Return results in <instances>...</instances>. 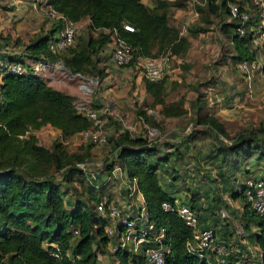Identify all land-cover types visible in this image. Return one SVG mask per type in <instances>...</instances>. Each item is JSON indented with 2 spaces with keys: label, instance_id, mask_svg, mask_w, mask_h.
Masks as SVG:
<instances>
[{
  "label": "trees",
  "instance_id": "trees-1",
  "mask_svg": "<svg viewBox=\"0 0 264 264\" xmlns=\"http://www.w3.org/2000/svg\"><path fill=\"white\" fill-rule=\"evenodd\" d=\"M228 1L234 0L205 1L207 10L220 13L217 37L226 40L227 47H232L230 57L233 62L254 59L258 52L250 47L249 40L256 30L257 18L252 13L244 22L227 18ZM47 2L73 21L88 19L85 33L79 32L75 44L70 47L71 43L67 53L61 56L63 66L71 73H90L92 68L91 73L97 78L106 75L98 51L108 40V34L101 28L115 29L129 44L132 57L128 64L164 50L173 59L183 55L188 48L186 36L179 35L176 25L168 23L162 4L148 8L141 0ZM173 4L178 5V2ZM51 23L48 32H37L24 43L22 54L7 57L24 63L25 72H4L0 77V264H97V255L103 254L109 243L117 245L111 250L114 264H145L143 249L158 246L159 243L150 236L159 230H162L161 244L167 248L163 264H208L204 256L191 250V227L175 210L161 207L162 201H172L173 196L162 187L157 175L158 163L162 158L167 160L165 155H156L158 142L123 130L110 138L109 153L101 159L104 174L110 177L109 172L115 164L129 181L134 180L135 194L140 195L144 207V224L152 223L148 241L133 250L130 246H118L117 233L121 227L118 226L112 236L105 233L106 217L94 210L95 202L103 197L104 185L89 181L85 170L76 165L90 160L92 143H82L78 150L68 152L61 141L53 140L50 146L38 141L33 131L45 124L57 128L62 138L89 126V121L75 106L73 96L47 84L23 60L22 55L35 60L42 56L51 61L61 53H53L47 48V41L58 26ZM123 23L131 25L132 30L124 29ZM238 26L242 28L241 34L236 30ZM261 49L264 51V46ZM260 70L264 72V56ZM143 83L145 92L152 97L149 106L158 105L157 112L161 117L178 116L187 111L183 96L175 102L164 100L163 75L157 80L143 77ZM204 99L195 96L190 103L193 110L191 123L201 125L211 136L219 162L235 166L252 157L264 163V122L247 124L229 134L216 116L200 111ZM136 114L145 123L158 127L155 119L143 109L137 108ZM200 131L201 128H193L184 138H192ZM215 136H219L220 141ZM83 179L89 184L86 198L79 195L81 190L76 184ZM67 189L75 195L69 204L62 197ZM184 199L195 209L192 197ZM108 202L106 198L105 204ZM244 209L254 215L245 201ZM260 222L263 224L261 219ZM256 237L264 263V230Z\"/></svg>",
  "mask_w": 264,
  "mask_h": 264
},
{
  "label": "crops",
  "instance_id": "crops-1",
  "mask_svg": "<svg viewBox=\"0 0 264 264\" xmlns=\"http://www.w3.org/2000/svg\"><path fill=\"white\" fill-rule=\"evenodd\" d=\"M32 1L0 0V60L10 55L18 56L22 54L24 43L32 35L37 32H48L51 29L52 23L34 10ZM177 14L178 16L181 15L179 11L175 15ZM78 22L87 25L88 19L85 17ZM170 25L174 26L175 22ZM204 32L198 33V30H195L193 33L186 31L184 34L188 41L186 52L171 59L163 74L164 100H177L179 96L174 98L175 94L186 88V92L193 98L198 96L207 99L202 104L200 111L204 108V112L212 113L225 127L227 121L238 119L243 110L238 108L236 110L240 113L233 112V114L223 104L226 105L230 102V99L236 98V93L243 94L245 97L253 96L257 92V84L264 82V72L260 70L264 51H260L258 55L260 58L259 67L252 72L249 78H246L239 73L237 68L226 70V64L221 63L219 65L221 61L217 63L210 62L211 57L214 56L213 52L217 50V45L214 44L217 41L212 29H205ZM230 51V53L233 52L231 46ZM22 57L29 65L35 60L25 55H22ZM193 61L199 64V70H204L206 67L208 69V66L213 67V75L206 76L207 73H205L202 80L201 77L196 78V75L190 73L192 72ZM234 63L237 67V63ZM182 66L187 69L181 74L180 69ZM120 68L122 69L121 72H124L123 68ZM133 73L132 78L136 84L135 88L130 92L121 91V93L126 94L124 99L127 102L131 97L129 93L134 95V99L143 100L139 108L143 109L148 115L150 111L148 107L152 97L144 90L141 71H134ZM106 76L110 75L104 77ZM46 83L54 87L50 82ZM170 88L172 89L170 90ZM56 89L59 88L56 87ZM172 92L174 95H172ZM213 97L216 100L221 97V100H225V102L222 104V102L213 101ZM188 104L190 103H184V107L187 109L185 113L178 116L162 117L165 125H168L169 128L163 129L164 132L159 137L162 141L158 140L160 145L156 155L167 157V160L162 158L157 166L159 182L173 197L176 196L179 199L186 197L191 199L192 197L191 201L197 212L199 227L213 228L217 241L225 247V253H227L229 261L261 264L262 249L258 244L256 235L264 230V224L260 222L259 218L256 219L254 215L244 209L241 189L246 177L264 178V163L252 157L235 166L220 163L214 151L213 140L203 128L192 138H184L188 132L183 133L185 131L182 130V132L180 127L184 124L185 118L189 119L190 117V115L187 116L190 114ZM154 108L156 110H151V112L158 113V105H155ZM233 109L235 110V108ZM139 119L146 124L141 117ZM158 127L156 128L161 131L162 128ZM33 133L38 141L45 146L50 141L47 140L48 133L55 134L63 143L78 141L82 144L78 132L62 138L59 130L49 124L42 125ZM97 146H93L90 151L93 152ZM109 174L111 180L108 184L102 186L101 194L105 199L114 202L125 214L134 215L141 203V197L136 194L130 197L128 194V186L131 187L132 181H129L122 169L115 164ZM103 175L100 177H103ZM63 199L67 204L72 202L69 195ZM245 227L246 229H244ZM98 263H101V254L97 259Z\"/></svg>",
  "mask_w": 264,
  "mask_h": 264
},
{
  "label": "built area",
  "instance_id": "built-area-1",
  "mask_svg": "<svg viewBox=\"0 0 264 264\" xmlns=\"http://www.w3.org/2000/svg\"><path fill=\"white\" fill-rule=\"evenodd\" d=\"M32 5L34 10L49 22L58 24L52 37L47 41V48L51 52L59 53L65 50L73 42L75 34L82 31V26L78 21H73L63 16L47 0H33ZM226 7L227 18H236L239 22L248 20L250 13L255 15L257 18L256 30L250 37L249 45L258 52L264 46V30L262 29L264 26V1H228ZM196 16L197 11L193 10L179 21L176 25L179 35L186 33L188 25ZM122 27L126 30H132L131 25L127 23H123ZM101 30L103 33L108 34V40L99 48L98 57L100 63L105 66L106 75H110L117 68L125 66L130 62L132 57L131 47L117 34L115 29L101 28ZM236 30L238 34L242 33L241 26H238ZM95 33L93 32V34ZM258 55L259 52L254 59L239 61L237 63L239 73L249 78L252 72L259 67L260 58ZM171 59L168 51L164 50L155 56L137 58L135 65L140 69L143 77L149 80H157L164 74ZM47 66V61L36 59L31 63L30 68L32 72L37 74L38 71H42ZM25 70V64L20 61H14L9 58L0 60V75L4 72L20 74L25 72ZM1 102L2 95L0 92ZM76 107L80 114L89 121V126L85 130L78 132L80 141L82 143L90 142L92 143V147L105 142L106 135L102 132V117L100 112L88 105ZM76 165L85 170L89 181L95 182L97 185H106L110 180V177L102 172L101 160L77 163ZM102 174H104L103 177H100ZM135 193H137V190L133 180L131 187L128 186V194L130 197H133ZM241 193L244 201L248 204L254 215L261 219L264 224V178L246 177ZM161 207L165 210H175L184 223L191 227L193 237L191 250L199 256H204L208 264H246L240 261H229V257L225 253V247L217 241L213 228L199 227L197 213L186 199L173 197L172 201H162ZM94 210L100 216L106 217L107 222L103 228L108 236H112L118 226L121 227L117 233L119 247L130 246L135 250L140 244L148 241L147 235L152 228V223L144 224V220L146 219L142 202L134 215L125 214L114 202L109 201L105 204L104 197L95 202ZM131 219H135V221L133 222ZM138 222H141V226L137 225ZM150 237L159 244L156 247H145L143 249L145 264H163L167 248L161 244L162 230H159L156 234H151ZM262 246L264 249V238ZM116 247L117 245H114L112 249ZM99 256L97 255V259ZM261 264H264L263 261H261Z\"/></svg>",
  "mask_w": 264,
  "mask_h": 264
},
{
  "label": "rangeland",
  "instance_id": "rangeland-1",
  "mask_svg": "<svg viewBox=\"0 0 264 264\" xmlns=\"http://www.w3.org/2000/svg\"><path fill=\"white\" fill-rule=\"evenodd\" d=\"M148 8L160 6L162 4L164 10L167 14L168 23H174L177 25L179 21L182 20L183 17L190 14L193 10L197 11V17L188 25L187 31L189 32L192 29V33L195 30H198V33H205V29H212L213 35L216 38L217 42H214V44L217 45V50L214 53V56L211 57L210 62H219V65L221 63L226 64L225 68L226 70H232L237 67H235V63L231 60L230 57V48L227 47L228 44L223 39H218L217 37V24L219 21L220 13L218 11H209L205 7V0H141ZM234 1H241V0H234ZM174 2H178V5L173 4ZM181 9V11H180ZM179 11L181 17L176 14V12ZM82 31L81 34L85 33L86 24L82 23ZM201 31V32H200ZM79 33V34H80ZM215 33V34H214ZM77 35L75 34L74 40L70 47H72L75 44V41L77 39ZM215 41V40H214ZM68 47L66 50H63L58 56H56L53 60L48 61L45 60L42 56H40L37 60H45L48 62V66L45 67L42 71H38L37 74L40 75L44 81L50 82L55 88H59L73 96V102L75 106L80 105H88L95 107L94 109L98 110L102 117V132L104 135H106V140L103 143L96 144L98 145L95 147L93 152H91V157L89 162H94L97 160H101L103 157H107V154L109 153V148L111 147L110 138L113 136H116L119 132L123 130H127L132 134H141L147 137L151 141L158 142L160 135L163 134V129L169 128L168 125H165L162 117L158 113L151 112V110H156L154 107H148L150 108V111L148 112L151 117L155 119V122H157L160 126L159 128H162V130H158L155 126H152L149 123L144 124L139 117L136 115V109L139 108L142 104V101H138L137 99H134V95L132 93H129L131 95L129 101H125L124 96L126 94L121 93V91L130 92L133 90L136 86L135 82L133 81V72L139 71L140 69L135 65V63H130L128 65L122 66L124 72H121V68L116 70L115 73H111L110 76H106L104 78H97L93 72L94 69L91 68V72H75L71 73L66 67L63 66L61 61V56L67 53ZM262 49H260L258 52H260ZM135 65V66H134ZM193 68L192 72L194 75L198 77H201V80L204 78L205 73H207L206 76L213 75V67L208 66L204 70H199L196 61H193ZM100 66V65H98ZM223 66V65H222ZM224 68V66H223ZM180 69V68H179ZM186 67L182 66L180 69L181 74L186 71ZM210 70V71H209ZM211 72V73H210ZM203 73V74H202ZM198 74V75H197ZM203 77V78H202ZM224 86V85H223ZM174 88V87H173ZM172 88H170L171 90ZM117 91V92H116ZM222 93V92H221ZM121 95V97H119ZM172 95L174 93L172 92ZM234 96V94H232ZM236 98L230 99V102L226 105L223 104L225 100H221V97L216 100L215 97H213V101H216L218 103L223 104L224 107L229 109V112L233 113H240V111L236 110L238 108H242L243 113L238 117V119L227 121L225 124V129L229 134L234 133L238 129L246 126L247 124L257 125L258 122H264V82L262 81L261 84H257V92L254 93L253 96L248 97L240 93H236ZM128 96V95H127ZM183 96L184 97V103H191L193 98L190 96L189 93L186 92V88L181 89V92H177L174 96ZM193 98V99H192ZM200 98V97H199ZM223 98V97H222ZM205 100V99H204ZM207 100V99H206ZM205 100V101H206ZM176 101V100H175ZM173 101V102H175ZM204 101V102H205ZM208 103V102H207ZM191 104H188V114L190 115L189 119L185 118L184 124L180 127L181 131H185L183 133H187L193 128L199 129L203 128L202 126L194 125L191 123L192 117H193V110L190 107ZM208 107V106H207ZM235 108V110L233 109ZM103 113H102V112ZM205 109L201 112H204ZM234 114V113H233ZM183 120V121H184ZM190 123V124H188ZM49 136L47 140H50L48 142L47 146H50L51 142L53 140L61 141L60 138H58L55 134L51 135L48 133ZM45 138V139H46ZM217 141H220L219 136H215ZM213 140V139H212ZM162 141V140H161ZM62 142V141H61ZM81 142V141H80ZM63 143V142H62ZM104 144V145H102ZM65 149L68 152H73L79 149L80 146H83V144L79 143L78 141H70L62 144ZM102 145V146H101ZM179 183V182H177ZM79 189L81 190V193L79 195L82 198H86V192L87 191V182L85 179L80 183H76ZM184 184V183H183ZM73 199L74 193L70 191V189L67 191L65 190V193H63L62 197L65 198V196H68ZM175 198H178L175 196ZM256 219H258L257 216H254ZM133 222L135 219H131ZM138 226H141V222L137 223ZM115 245V244H114ZM111 250L112 249V243H109L106 245V250L104 254H101V263L98 264H114L113 261H111ZM108 251V252H106Z\"/></svg>",
  "mask_w": 264,
  "mask_h": 264
}]
</instances>
